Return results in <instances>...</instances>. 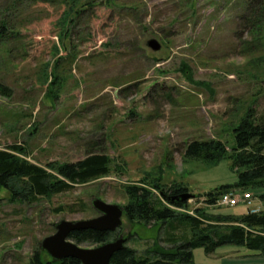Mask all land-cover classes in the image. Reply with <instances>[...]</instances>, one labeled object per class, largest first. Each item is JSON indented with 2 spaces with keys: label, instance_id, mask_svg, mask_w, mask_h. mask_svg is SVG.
I'll list each match as a JSON object with an SVG mask.
<instances>
[{
  "label": "rangeland",
  "instance_id": "rangeland-1",
  "mask_svg": "<svg viewBox=\"0 0 264 264\" xmlns=\"http://www.w3.org/2000/svg\"><path fill=\"white\" fill-rule=\"evenodd\" d=\"M261 1L78 0L82 13L65 37L62 17L71 2L0 0V23L9 24L0 44V85L11 93L0 95V150L24 147V159L56 177L55 168L92 154L111 160L107 177L51 200L12 202L1 191L0 264H30L55 224L100 216L97 199L125 210L124 186L142 181L186 187L194 196L188 207L170 208L190 216L198 209L235 217L264 211L263 192L252 189L230 192L251 193L252 209L207 205L206 194L235 185L238 174L229 160L185 158L195 141H221L230 151L250 109L264 125V25L252 30L264 20ZM150 40L162 49L153 51ZM123 222L121 234L142 237L125 247L142 254L154 245L153 228ZM194 261L264 264L259 253L232 245L211 255L196 249Z\"/></svg>",
  "mask_w": 264,
  "mask_h": 264
},
{
  "label": "trees",
  "instance_id": "trees-1",
  "mask_svg": "<svg viewBox=\"0 0 264 264\" xmlns=\"http://www.w3.org/2000/svg\"><path fill=\"white\" fill-rule=\"evenodd\" d=\"M68 4V12H63L62 27L69 35L70 26L81 15L78 0H17ZM258 3V2H257ZM264 12V0L258 3ZM91 6V5H90ZM264 19V13L262 15ZM0 23V44L9 36V24ZM261 21V20H260ZM61 23L59 26H61ZM264 25V20L252 23L254 28ZM12 35V34H11ZM264 48V37L259 40ZM189 70V68H188ZM190 71V70H189ZM10 90L0 85V95L11 97ZM51 99L54 100L51 94ZM244 121L234 129L235 143L227 150L221 141H195L187 146L185 158L217 165L229 160L232 170L238 174L235 185H223L206 194V204L213 206L218 199L235 189L260 191L264 203V125L257 123L255 109L246 112ZM28 151L21 146H11L0 150V192L11 194L12 202L34 204L40 199L53 197L71 191L77 185H84L107 177L111 173V160L107 154H92L73 165H62L56 169V177L47 168L33 164L22 156ZM52 167L50 166V169ZM130 203L125 207L124 218L131 226L151 227L155 230L154 245L142 254L138 250L124 247L114 254L111 264H196L194 251L203 248L207 255L214 254L220 247L236 246L259 253L264 258V211L248 212L240 216L212 215L198 209L197 216L175 211L188 207L182 195L186 187H167L158 183L140 182L124 186ZM121 232H100L81 230L72 233L70 239L78 245L101 246L120 236ZM141 233L132 231L126 242L142 239ZM166 243L169 247H165ZM30 264H81L75 259L53 261L41 248L30 259Z\"/></svg>",
  "mask_w": 264,
  "mask_h": 264
},
{
  "label": "water",
  "instance_id": "water-1",
  "mask_svg": "<svg viewBox=\"0 0 264 264\" xmlns=\"http://www.w3.org/2000/svg\"><path fill=\"white\" fill-rule=\"evenodd\" d=\"M148 47L158 52L162 45L157 40H150ZM191 194L182 195L184 201L193 198ZM93 207L100 214L95 219L79 222L61 221L55 224V234L45 238L42 250L55 262L66 259L78 260L81 264H111L115 253L125 247L126 236L121 234L117 240L101 245L95 249H83L70 239L72 233L81 230L100 232H117L123 228L124 208L95 200Z\"/></svg>",
  "mask_w": 264,
  "mask_h": 264
},
{
  "label": "built area",
  "instance_id": "built-area-1",
  "mask_svg": "<svg viewBox=\"0 0 264 264\" xmlns=\"http://www.w3.org/2000/svg\"><path fill=\"white\" fill-rule=\"evenodd\" d=\"M253 200L254 199L251 193H244L240 197H237L235 194L228 193L222 195L218 202L220 205L225 207H235L239 204H244L246 207H250L253 205Z\"/></svg>",
  "mask_w": 264,
  "mask_h": 264
}]
</instances>
